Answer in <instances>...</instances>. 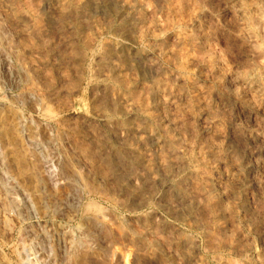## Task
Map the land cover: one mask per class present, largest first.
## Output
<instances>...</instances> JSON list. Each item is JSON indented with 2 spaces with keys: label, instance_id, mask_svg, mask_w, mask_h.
Returning <instances> with one entry per match:
<instances>
[{
  "label": "rangeland",
  "instance_id": "1",
  "mask_svg": "<svg viewBox=\"0 0 264 264\" xmlns=\"http://www.w3.org/2000/svg\"><path fill=\"white\" fill-rule=\"evenodd\" d=\"M72 1L0 0V264H264V0Z\"/></svg>",
  "mask_w": 264,
  "mask_h": 264
},
{
  "label": "bare ground",
  "instance_id": "2",
  "mask_svg": "<svg viewBox=\"0 0 264 264\" xmlns=\"http://www.w3.org/2000/svg\"><path fill=\"white\" fill-rule=\"evenodd\" d=\"M78 1H81V0H73L72 2H78ZM118 1H122L123 2V6L125 7V12L128 14V16H129V19H130V23L133 25V27H135V29H136V38H137V40L138 39H140L141 38V34H142V32H141V30H142V28L141 29H139V26H140V24L142 25V23L144 22V10L143 9H141V5L140 6H138L137 4H132V3H130V1L128 2L127 0H118ZM72 2H70V4L72 3ZM14 7V6H13ZM13 7H11V9L13 8ZM14 11V10H13ZM97 12V11H96ZM95 13V12H94ZM17 19V18H16ZM97 19H98V17H97ZM98 22V21H97ZM257 23L258 22H256V25H257ZM132 27V28H133ZM142 27V26H141ZM252 27H254V26H252ZM257 27V26H256ZM31 31V30H30ZM148 31V30H147ZM144 33V32H143ZM251 33H255V32H251ZM90 35V34H89ZM134 35V34H133ZM255 35H257V34H255ZM88 37H90V36H88ZM87 38V37H86ZM92 38V37H91ZM90 38V39H91ZM185 40V43H184V45L183 46H185V44H186V39H184ZM86 41H88V40H86ZM89 42H91V41H89ZM114 46V45H113ZM186 48H188L187 47V45L185 46ZM116 48V47H115ZM184 48V47H183ZM180 50L181 49H179V52H180ZM184 50V49H183ZM183 50H182V52H183ZM186 51V50H185ZM178 52V51H177ZM178 52V53H179ZM186 52H188V51H186ZM185 53L183 52V54H179V56L181 55H184ZM187 54V53H186ZM145 56V55H144ZM178 56V55H177ZM183 57V56H182ZM184 58V57H183ZM112 64L114 63V59H113V61L111 60L110 61ZM116 62V61H115ZM180 62V61H179ZM182 62V61H181ZM184 63V62H183ZM182 63V64H183ZM115 64V63H114ZM181 64V65H182ZM185 65V64H184ZM113 66V65H112ZM183 66V65H182ZM113 70V69H112ZM115 70L120 74H122L123 72L125 73V72H127L126 71V68L123 66V65H121V64H115ZM128 70V69H127ZM131 71V70H130ZM104 73H106V71L104 72ZM108 74V73H107ZM106 75V74H105ZM123 75V74H122ZM121 75V76H122ZM122 80L125 82L126 81V79H129L126 75H123L122 76ZM121 82V81H120ZM117 83V82H116ZM126 83V82H125ZM154 84H156V83H154ZM155 86V85H154ZM151 88V87H150ZM148 89V88H147ZM152 90H154V89H152ZM150 92H151V89L149 90ZM31 93V92H30ZM135 93V92H134ZM140 94V93H139ZM138 95V94H137ZM141 96H142V94H140ZM139 96V95H138ZM135 97V96H134ZM135 99V98H134ZM120 102L122 103V105H123V107L128 111V109H133V107H140V106H143L144 104V102H145V100H143L140 96L139 97H136V99L135 100H130V99H128L127 97L125 98V97H120ZM143 104V105H142ZM148 105V104H147ZM148 108H149V106H148ZM144 110V109H143ZM145 110H147V109H145ZM151 110V109H150ZM142 111V110H141ZM153 113H151V115H152ZM147 118V117H146ZM150 119V118H149ZM148 119V120H149ZM155 120V119H154ZM149 122V121H148ZM150 125V124H149ZM148 125V126H149ZM147 126V125H146ZM137 128V127H136ZM151 130H152V128H151ZM152 132V131H151ZM197 170V169H196ZM196 172V171H195ZM197 172H198V170H197ZM199 174H200V172H199ZM198 175V174H197ZM196 175V176H197ZM190 176V175H189ZM202 176V175H201ZM199 177V176H198ZM210 177V176H209ZM193 178V177H192ZM197 178V177H196ZM194 179V178H193ZM192 179V180H193ZM199 179V178H198ZM198 179H195V180H193V182H194V184L193 185H195V181H197ZM202 179H205V178H203L202 177ZM207 179V178H206ZM208 179H210V178H208ZM191 180V179H190ZM208 181V180H207ZM206 181V182H207ZM193 182H191V183H193ZM202 182V181H201ZM206 182H204V183H206ZM198 183H199V181H198ZM208 183H210V180H209V182ZM197 184V183H196ZM203 184V183H202ZM207 184V183H206ZM189 185H192V184H189ZM198 185H200V186H202L201 184H198ZM198 185H195V187H192L193 189L194 188H196V186H198ZM211 185H209V187H210ZM204 187V186H203ZM212 187V186H211ZM198 188H201V187H199L198 186ZM192 189V190H193ZM202 189H204V188H202ZM197 190V189H196ZM194 191H195V189H194ZM200 191H202V190H200ZM197 192V191H196ZM198 193V192H197ZM202 193V192H201ZM206 194H204L205 195V199L206 200H208V198L210 199V200H212L213 199V193H212V191L210 190V188H207V190H206V192H205ZM195 195V194H194ZM208 198H207V197ZM192 198V197H191ZM198 198V197H197ZM210 200H208V202H211ZM207 202V203H208ZM213 202V201H212ZM220 202V201H219ZM206 203V204H207ZM212 205V204H211ZM216 205V204H215ZM220 206H221V202H220V204H219ZM209 206V205H208ZM213 206V205H212ZM227 206V205H226ZM225 207V206H224ZM221 208V207H220ZM225 210V209H224ZM224 210H222L223 212H225ZM226 211H228V210H226ZM226 215V214H225ZM73 257V256H72ZM198 262V261H197ZM199 264V263H198Z\"/></svg>",
  "mask_w": 264,
  "mask_h": 264
}]
</instances>
